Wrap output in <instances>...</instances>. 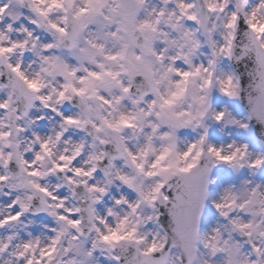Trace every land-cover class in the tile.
Returning a JSON list of instances; mask_svg holds the SVG:
<instances>
[{
  "label": "snow or ice",
  "instance_id": "1",
  "mask_svg": "<svg viewBox=\"0 0 264 264\" xmlns=\"http://www.w3.org/2000/svg\"><path fill=\"white\" fill-rule=\"evenodd\" d=\"M0 264H264V0H0Z\"/></svg>",
  "mask_w": 264,
  "mask_h": 264
}]
</instances>
